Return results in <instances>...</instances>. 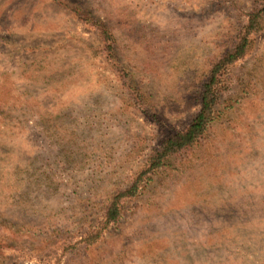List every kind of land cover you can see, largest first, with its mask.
I'll list each match as a JSON object with an SVG mask.
<instances>
[{
    "label": "rangeland",
    "instance_id": "rangeland-1",
    "mask_svg": "<svg viewBox=\"0 0 264 264\" xmlns=\"http://www.w3.org/2000/svg\"><path fill=\"white\" fill-rule=\"evenodd\" d=\"M260 11L0 0V264H264V29L229 66L207 131L145 173Z\"/></svg>",
    "mask_w": 264,
    "mask_h": 264
},
{
    "label": "trees",
    "instance_id": "trees-1",
    "mask_svg": "<svg viewBox=\"0 0 264 264\" xmlns=\"http://www.w3.org/2000/svg\"><path fill=\"white\" fill-rule=\"evenodd\" d=\"M264 11L255 12L249 16V21L244 31L236 41L234 47L215 65L212 69L210 78L204 92L201 95V109L192 123L181 133L166 138L159 150L150 158L145 170L150 174L160 168L171 156L192 146L208 129L215 117L216 104L218 102V89L222 84V79L228 72L229 66L243 58L251 47V38L253 34L263 30L261 19ZM103 35L106 41L109 40V33L103 29ZM138 189V183L130 190L119 194L116 201L110 206L103 228L116 223L121 215L120 201L123 197L134 196ZM100 236V231L90 235L88 242L92 243ZM87 241V240H86Z\"/></svg>",
    "mask_w": 264,
    "mask_h": 264
}]
</instances>
